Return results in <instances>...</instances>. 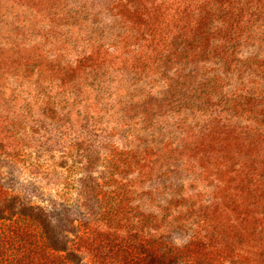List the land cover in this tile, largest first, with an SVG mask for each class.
<instances>
[{
  "label": "rangeland",
  "instance_id": "obj_1",
  "mask_svg": "<svg viewBox=\"0 0 264 264\" xmlns=\"http://www.w3.org/2000/svg\"><path fill=\"white\" fill-rule=\"evenodd\" d=\"M26 203L74 264H264V0H0V223Z\"/></svg>",
  "mask_w": 264,
  "mask_h": 264
},
{
  "label": "trees",
  "instance_id": "obj_2",
  "mask_svg": "<svg viewBox=\"0 0 264 264\" xmlns=\"http://www.w3.org/2000/svg\"><path fill=\"white\" fill-rule=\"evenodd\" d=\"M187 36L190 44L193 43L196 36L193 28H190ZM8 206L11 204H6ZM16 206L18 204L7 211L15 212ZM4 209L5 206L0 209V218L4 216L1 213ZM20 211L19 217L0 223V264H74L77 261V249H69L67 243L70 231L56 232L44 206L24 204ZM98 218V228H102L106 221L103 216ZM72 227L76 225L72 223ZM77 237L81 239L80 235ZM16 242L19 244L16 245ZM6 249H10V258L3 259Z\"/></svg>",
  "mask_w": 264,
  "mask_h": 264
}]
</instances>
